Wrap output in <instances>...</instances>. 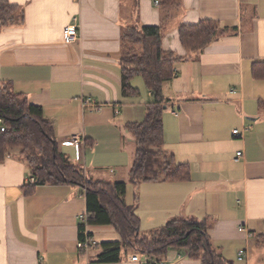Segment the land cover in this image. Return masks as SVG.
<instances>
[{
	"label": "crops",
	"instance_id": "1",
	"mask_svg": "<svg viewBox=\"0 0 264 264\" xmlns=\"http://www.w3.org/2000/svg\"><path fill=\"white\" fill-rule=\"evenodd\" d=\"M4 1L18 7L21 23L0 31V85L41 109L58 150L87 179L126 185L135 145L125 126L143 121L152 100L139 77L131 81L136 94L121 92L122 30L160 27L162 48L183 56L181 25L210 20L225 29L178 64L163 88V148L189 166L190 179L131 184L125 200L141 234L175 218L207 220L211 245L225 260L239 264L244 249L240 264H264V79L252 76L264 61V0H178L170 11L158 0ZM72 24L79 37L67 45L63 32ZM74 135L82 138L78 151L60 146ZM30 178L18 149L0 163V264H98V246L120 241L111 226L87 225L95 247L79 251L84 189L39 185L26 193ZM134 256L147 257L123 251L112 264H138ZM157 261L201 264L185 251Z\"/></svg>",
	"mask_w": 264,
	"mask_h": 264
},
{
	"label": "trees",
	"instance_id": "2",
	"mask_svg": "<svg viewBox=\"0 0 264 264\" xmlns=\"http://www.w3.org/2000/svg\"><path fill=\"white\" fill-rule=\"evenodd\" d=\"M158 5L161 10L170 11L178 6V0H158ZM20 23L18 7L0 0V31ZM177 32L186 52L183 56L162 48L160 27H127L121 32V92L127 96L136 94L131 81L139 77L152 100L143 121L125 126L135 145L128 173L129 182L134 186L190 179L189 166L176 163L174 156L163 148L162 113L166 101L163 88L172 80L178 64L199 55L225 29L213 21L203 20L195 25H181ZM252 76L264 79V61L254 63ZM14 149L19 150L21 161L34 179L26 193L39 185L69 184L84 189L88 219L79 222V240L84 238L87 225H108L119 235V242L98 246L96 263L119 262L123 251L154 260L166 258L170 251H185L189 259L201 264H234L213 249L207 220L175 218L161 228L141 234L135 209L125 200L126 183L87 179L83 168L72 164L58 150L52 126L41 109L3 83L0 85V163Z\"/></svg>",
	"mask_w": 264,
	"mask_h": 264
},
{
	"label": "built area",
	"instance_id": "3",
	"mask_svg": "<svg viewBox=\"0 0 264 264\" xmlns=\"http://www.w3.org/2000/svg\"><path fill=\"white\" fill-rule=\"evenodd\" d=\"M78 37H79V31H78V25L77 24L69 25V26H67L64 29L63 42L65 44H67V45L74 44L78 40ZM83 106H90L93 109L97 108L96 105L94 103H92V102L91 103L85 102L83 104ZM245 130L246 129H244V131ZM233 134L237 135V134H239V131L238 130H234ZM81 144H82V138L80 136H78V135H74V136L70 137L69 139H66V140L62 141L60 143V146L74 147L78 151V149L80 148ZM241 156H242V153L241 152H237L236 153V157L234 158V162L237 163ZM29 182H30V184H33L34 183V179L30 178ZM87 219H88V216H87L86 213L80 217L81 222H86ZM239 231L240 232H245L243 227H240ZM94 247H95V244H94L93 240L86 233L84 234V238L82 240H78V242L76 243V248L79 251H83L84 253H88ZM177 258H180V256L177 255ZM246 258H247V251L244 250V249L243 250H239L238 253H237V257H236L237 262L241 263V262L245 261ZM131 260L133 262H137L138 264H166V261H160L159 262V261L154 260V259H152V258H150L148 256L143 261H140L136 256L132 257Z\"/></svg>",
	"mask_w": 264,
	"mask_h": 264
},
{
	"label": "rangeland",
	"instance_id": "4",
	"mask_svg": "<svg viewBox=\"0 0 264 264\" xmlns=\"http://www.w3.org/2000/svg\"><path fill=\"white\" fill-rule=\"evenodd\" d=\"M138 81H141V79L138 78ZM116 178H117V177H116ZM115 180H117V179H115ZM124 180H125L126 182L128 181L127 173H126V176H124ZM110 182H114V181L111 180ZM131 188H132V185H131V184H128V185H127V189L130 191ZM239 264H240V263H239Z\"/></svg>",
	"mask_w": 264,
	"mask_h": 264
}]
</instances>
